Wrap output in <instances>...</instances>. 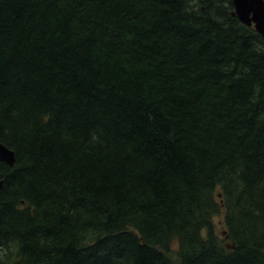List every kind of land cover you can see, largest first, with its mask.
Here are the masks:
<instances>
[{
  "label": "trees",
  "instance_id": "obj_1",
  "mask_svg": "<svg viewBox=\"0 0 264 264\" xmlns=\"http://www.w3.org/2000/svg\"><path fill=\"white\" fill-rule=\"evenodd\" d=\"M234 10L0 0V264H264V37Z\"/></svg>",
  "mask_w": 264,
  "mask_h": 264
},
{
  "label": "water",
  "instance_id": "obj_2",
  "mask_svg": "<svg viewBox=\"0 0 264 264\" xmlns=\"http://www.w3.org/2000/svg\"><path fill=\"white\" fill-rule=\"evenodd\" d=\"M235 10L234 15L249 25L254 26L264 37V0H233ZM0 160L10 166L16 163V153L13 149L0 141ZM5 184V180H0V196ZM221 196V194H220Z\"/></svg>",
  "mask_w": 264,
  "mask_h": 264
},
{
  "label": "rangeland",
  "instance_id": "obj_3",
  "mask_svg": "<svg viewBox=\"0 0 264 264\" xmlns=\"http://www.w3.org/2000/svg\"><path fill=\"white\" fill-rule=\"evenodd\" d=\"M219 196H220V194H219ZM220 221H221V216L217 215L215 218V222L217 223V225H216L217 232L220 234L221 238L226 240L227 238H226V235L224 233V228L222 227L224 225V223H220ZM226 243L229 244L230 242H226ZM176 246H178V243L175 244V247Z\"/></svg>",
  "mask_w": 264,
  "mask_h": 264
}]
</instances>
